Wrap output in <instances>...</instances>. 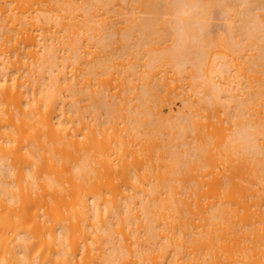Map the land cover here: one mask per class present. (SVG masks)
<instances>
[{
  "label": "bare ground",
  "instance_id": "6f19581e",
  "mask_svg": "<svg viewBox=\"0 0 264 264\" xmlns=\"http://www.w3.org/2000/svg\"><path fill=\"white\" fill-rule=\"evenodd\" d=\"M0 264H264V0H0Z\"/></svg>",
  "mask_w": 264,
  "mask_h": 264
},
{
  "label": "rangeland",
  "instance_id": "374dc122",
  "mask_svg": "<svg viewBox=\"0 0 264 264\" xmlns=\"http://www.w3.org/2000/svg\"><path fill=\"white\" fill-rule=\"evenodd\" d=\"M179 107H180V104L178 103V104H177V108H179Z\"/></svg>",
  "mask_w": 264,
  "mask_h": 264
}]
</instances>
